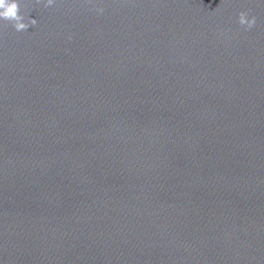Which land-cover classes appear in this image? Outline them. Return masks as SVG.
<instances>
[{
    "label": "water",
    "instance_id": "1",
    "mask_svg": "<svg viewBox=\"0 0 264 264\" xmlns=\"http://www.w3.org/2000/svg\"><path fill=\"white\" fill-rule=\"evenodd\" d=\"M15 2L0 264H213L264 193V0Z\"/></svg>",
    "mask_w": 264,
    "mask_h": 264
},
{
    "label": "clouds",
    "instance_id": "2",
    "mask_svg": "<svg viewBox=\"0 0 264 264\" xmlns=\"http://www.w3.org/2000/svg\"><path fill=\"white\" fill-rule=\"evenodd\" d=\"M54 0H47V5L53 4ZM97 13H103V7L95 6ZM0 18L14 21L13 27L16 31H26L30 26L37 23L36 18L30 16L27 20L19 14L18 4L15 0H0ZM239 23L246 28H252L256 24V16H249L247 11H241L238 17ZM71 39V37H69Z\"/></svg>",
    "mask_w": 264,
    "mask_h": 264
}]
</instances>
